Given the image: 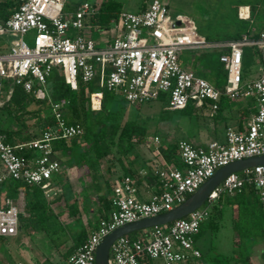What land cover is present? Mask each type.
Listing matches in <instances>:
<instances>
[{"label":"built area","instance_id":"2783aa9c","mask_svg":"<svg viewBox=\"0 0 264 264\" xmlns=\"http://www.w3.org/2000/svg\"><path fill=\"white\" fill-rule=\"evenodd\" d=\"M67 3L68 0H22L12 15L0 22V37L14 36L9 49L0 52V106L7 80L23 85L37 98H48L47 79L54 68H59L73 89L77 88L79 79L96 80L100 87L119 93L132 103H148L163 97L170 110H182L190 102L205 101L216 110L223 98H251L256 107L243 128H226L223 141L213 140L198 146L180 140L181 166L173 163L156 167L161 190L149 200L139 199L131 178L117 181L109 215L99 219L87 240L68 259L69 264H96L97 248L111 231L172 210L222 166L264 155V29L257 36L251 32L243 33L238 39L209 41L189 15H173L166 1L152 0L143 11L122 10L121 36L102 46L81 33L86 20L96 12L94 3L81 1L75 11L67 10ZM238 14L250 18L249 12L247 16L241 14V8ZM31 31H35L33 46L25 40ZM247 47L257 50L262 73L255 80L243 82ZM207 49L222 51L220 61L227 72V83L222 87L181 63L183 52ZM95 94L90 96L92 106ZM51 109L55 124L47 125L41 137L29 143L10 145L0 133V182L14 179L38 185L48 199L61 191L53 184L54 174L61 169V162L54 157V141L84 133L80 123L66 122L61 102L53 101ZM154 140L160 143L158 136ZM23 147L36 150L38 155L31 159L19 155L16 150ZM247 182L256 185L264 203V165L231 173L209 195L206 201L209 204L188 216L143 229L141 237L117 238L110 248L109 264H183L192 257H200L196 242L202 223L210 217L211 202L220 194L240 191ZM18 224L19 208L7 199L0 208V235H15Z\"/></svg>","mask_w":264,"mask_h":264},{"label":"trees","instance_id":"16d2710c","mask_svg":"<svg viewBox=\"0 0 264 264\" xmlns=\"http://www.w3.org/2000/svg\"><path fill=\"white\" fill-rule=\"evenodd\" d=\"M84 1V0H83ZM152 1V0H151ZM150 1V2H151ZM22 0H6L0 6V20H7L12 13L20 6ZM80 1L75 4L66 5V9L75 11ZM264 4V0H256V3L240 0L234 7V12L226 19L227 21L249 22L242 28H238L233 32H220L215 28L218 35L205 34L209 41H225L238 39L243 33L254 32L257 36L263 30H256L250 23L254 21V15L257 12L258 5ZM96 12L86 20V26L92 29L99 27H109L112 20L119 22L120 13L123 10V1L121 0H97L94 3ZM149 5V4H148ZM242 5L250 7V18L242 19L238 15V9ZM148 6L145 0H141L140 10L143 11ZM221 33V34H220ZM219 54L217 64L220 63L224 69L223 63L220 61L221 50H216ZM258 53V52H257ZM259 55V54H258ZM260 58V57H259ZM49 97L40 99L35 96L33 91L28 92L23 85L16 84L12 80H7L4 85L5 97L0 106V133L5 136V141L10 145H18L28 143L39 138L47 125L55 124V116L51 109L53 101L62 103V111L67 123H80L84 128V133L80 136L68 139H57L54 141V147L67 151L72 147L73 150L79 149L80 138L87 143V147L80 154V165L97 172L100 168V160L110 152L124 154L134 149V147L144 140L147 136L146 122L140 120L128 119L124 123L118 120V113L112 109V101L115 97L114 92L99 86L96 80L84 82L79 79L78 86L73 89L70 84L65 81L64 75L59 68H54L47 79ZM224 84L216 83L217 87ZM36 87V86H35ZM96 92L103 93L101 109L94 110L91 105V94ZM162 99H164L162 97ZM220 102L219 106H222ZM254 105V100L250 103ZM193 108L190 102L183 111ZM220 109V108H219ZM252 111L255 108L252 107ZM173 147H178L175 143ZM21 156L28 159L34 158L38 152L34 149L27 148L25 150H16ZM89 153H92L89 154ZM5 185L8 196L16 198L20 186H26L25 192V211L28 216L19 214V229L29 227L46 230L47 224L55 216L50 202L45 197L40 186L34 184H25L21 181L9 179L0 182ZM111 201V200H110ZM108 199L102 203L104 216L107 217L111 211L112 205ZM209 204L206 202L205 205ZM210 217L202 223L201 231L198 237L209 228L211 231L220 229L221 221L227 210H230L233 218V227L237 232L235 244L240 248V253H235L229 260H233L234 264H247L250 260L253 246L260 242L264 243V203L260 199L258 189L254 183H246L240 191L234 194H220L210 205ZM77 211L72 210V214ZM61 227L54 230V234L58 235ZM47 234L51 232L47 231ZM128 234L132 238L143 236V230ZM51 233V235H53ZM60 234V233H59ZM63 234V233H62ZM84 234V232L80 233ZM82 236V235H79ZM79 236L75 238V244L84 243ZM54 238V236L52 237ZM57 247L59 245L53 241ZM76 248V247H75ZM71 246L65 253L64 257H69L74 253ZM243 260V261H242ZM151 263V261H148Z\"/></svg>","mask_w":264,"mask_h":264},{"label":"crops","instance_id":"0c3cea01","mask_svg":"<svg viewBox=\"0 0 264 264\" xmlns=\"http://www.w3.org/2000/svg\"><path fill=\"white\" fill-rule=\"evenodd\" d=\"M5 1L0 0V6ZM243 7L248 8L247 14L243 16H247L248 12L250 16L249 6L242 5L239 9L241 8L242 10ZM0 22H3V20H0ZM96 32L98 37L94 39V33ZM71 33L74 32L72 31ZM81 33L91 36L99 45L104 46L115 37L121 36V26L119 22L112 20L109 27L92 29L86 26ZM6 37L7 35L0 37V52L7 51L13 39L7 40ZM185 52L187 53L188 51ZM185 52L181 55L182 65L194 70L198 74L194 58L192 57L193 61H185ZM189 52H194V50H189ZM212 78L214 79L212 81H215L214 83L211 82L213 85L216 86V83H220L218 74H212ZM45 88L48 90L47 84ZM96 93L101 94V97L98 101H95V105L92 108L99 110L102 105L103 93ZM114 94L112 109L115 112L118 113L120 110L125 112L135 110L137 112L136 117L132 120L138 119L142 121L146 117H142V106L149 105L151 102L132 103L127 101L121 94L115 92ZM251 100L253 99L233 100L223 98L220 101H223L222 106H219L220 109L216 110L211 108L209 101H205L202 104L192 102L193 108H189L186 111H183V109L179 110L183 112L182 115L172 121L175 122V125H178V128L181 127L184 133L187 132L184 136L181 137L176 134L177 138H173V140L168 138V134L165 138H160V135L155 133L154 138L158 136L160 143H156L154 139L151 141V138L147 140L146 136L143 141L138 143L128 153L115 154L114 152H110L101 158L100 168L97 172L90 170L85 164L80 165V154L87 147V143L82 138L79 140L81 148L76 150H73L72 147L68 151L67 149H56L53 145L54 157L61 162L60 171L54 174L53 184L61 191L52 199L47 198L55 216L47 224L46 230L52 233L60 226L61 230L58 232L60 236L54 233H52V236L57 237L58 241L65 239L57 243L59 247L55 243L48 246L46 238L51 236V233L48 236L46 230L43 229L32 227L19 229L18 227L15 235H0V264H69L68 259L64 257V253L71 246L76 247L74 249L76 250L81 245L76 246V237L82 235L79 236V239L81 238L80 240L86 241L90 232L97 227L99 219L105 214L102 203L105 199L111 200L113 186L117 181L126 177L131 178L137 189L139 199L144 201L149 200L153 194L161 190L160 181L155 173L156 167L158 165L163 166L173 163L181 166L179 149L178 147H173L175 143L178 144L180 140H188L195 145L203 146L213 140L223 141L228 126L241 129L248 123L252 114L255 113V101L252 106L250 104ZM166 106L167 104H165L164 110L177 111L167 109ZM252 107L255 108V111L251 110ZM188 132L191 134L189 133L188 135ZM25 149L27 147L19 150ZM89 154L92 155V153ZM25 192L26 186L22 185L18 189V196L12 198L8 196L5 185H0V208L6 204L7 199H10L19 208V214L28 216V213L25 211ZM72 210L77 211V213L72 214ZM82 232L84 234H80ZM236 236L237 232L234 229V239ZM199 237H197V240ZM197 242L196 246L201 252L200 257H192L183 264H217V261L214 262L215 258L211 259L204 256ZM260 244H263L262 247L256 249V246ZM254 254L256 255V260H253ZM247 264H264L263 242L253 246L250 260Z\"/></svg>","mask_w":264,"mask_h":264},{"label":"rangeland","instance_id":"374dc122","mask_svg":"<svg viewBox=\"0 0 264 264\" xmlns=\"http://www.w3.org/2000/svg\"><path fill=\"white\" fill-rule=\"evenodd\" d=\"M82 0H68L69 4H75ZM92 3L97 2V0H88ZM123 1V10L137 12L140 8L141 0H121ZM151 0H145V5L148 6ZM168 3L171 13L173 15L183 13L189 15L195 22L198 31L201 34H212L214 36L218 35L215 28H218L220 32H233L239 27L242 28L247 25L249 22H238L231 21L228 19L232 12H234V7L240 0H164ZM247 2L256 3V0H244ZM257 12L254 15L253 23H250L254 29L260 30L264 28V4L258 5ZM73 31V30H72ZM35 31L29 32L25 36L26 42L33 46ZM221 34V33H220ZM97 32L94 33V39H97ZM7 40L14 38L12 35H7ZM218 52L214 49L207 50H194V52H185V61L192 60L196 62V71L198 74L210 82L214 83L212 80V74H218L220 78V84L227 83V73L224 72L221 64H217ZM191 58V59H190ZM188 68V67H186ZM262 73V65L260 62L259 55L257 50L253 47H247L245 49L243 66H242V75L243 82L252 81L257 79ZM240 100V99H239ZM165 104L167 101L161 99L160 101L151 102L149 105L142 106L141 114L142 117H145L142 122H146L147 125V140L148 138L154 139V134L157 133L160 135V138H165L168 134V138L173 139L178 136H184L186 133L181 130V127L178 128V125H175V122H172L173 119L182 115L183 112L177 111H168L164 110ZM135 110L118 112V120L124 123L128 119H135L136 117ZM177 132V133H176ZM190 132H188L189 135ZM191 134V133H190ZM174 140V139H173ZM176 141V140H175ZM141 230L134 231L139 233ZM133 233V232H132ZM50 234H48L49 236ZM60 236V235H58ZM53 236L47 237V245L50 246L58 241ZM198 245L200 246L204 256L206 258H215L214 262L217 264H234L233 260H229L232 255L240 253V248L236 246L234 239V228H233V218L230 210H227L224 214V217L221 221L220 229L217 231H211L209 228L205 229L204 233L197 240ZM263 244L256 246V249H260ZM253 260H256V255L254 254ZM243 261V260H242ZM261 262V261H260ZM157 263V261H154ZM243 264V263H242Z\"/></svg>","mask_w":264,"mask_h":264},{"label":"water","instance_id":"95a60500","mask_svg":"<svg viewBox=\"0 0 264 264\" xmlns=\"http://www.w3.org/2000/svg\"><path fill=\"white\" fill-rule=\"evenodd\" d=\"M257 165H264V155L236 160L222 166L214 173L213 176L207 179V181L204 182L195 193L190 195L183 203L177 205L172 210L153 217H147L128 223L111 231L106 237H104L97 248L96 264H109L110 248L117 238L128 235L134 231L167 224L176 219L188 216L206 203L212 191H214L229 174Z\"/></svg>","mask_w":264,"mask_h":264},{"label":"bare ground","instance_id":"6f19581e","mask_svg":"<svg viewBox=\"0 0 264 264\" xmlns=\"http://www.w3.org/2000/svg\"><path fill=\"white\" fill-rule=\"evenodd\" d=\"M247 11H248V8H247V7H243L242 10H241L242 15H246V14H247ZM99 99H100V96L97 95V94H95V95H94V100H95V101H98Z\"/></svg>","mask_w":264,"mask_h":264}]
</instances>
